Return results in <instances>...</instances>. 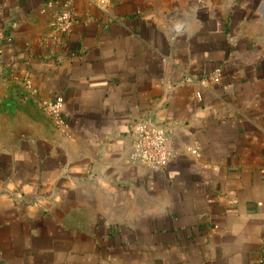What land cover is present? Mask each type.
<instances>
[{
  "label": "crops",
  "instance_id": "0c3cea01",
  "mask_svg": "<svg viewBox=\"0 0 264 264\" xmlns=\"http://www.w3.org/2000/svg\"><path fill=\"white\" fill-rule=\"evenodd\" d=\"M64 1L0 0V264H264V0H71L62 35Z\"/></svg>",
  "mask_w": 264,
  "mask_h": 264
},
{
  "label": "built area",
  "instance_id": "2783aa9c",
  "mask_svg": "<svg viewBox=\"0 0 264 264\" xmlns=\"http://www.w3.org/2000/svg\"><path fill=\"white\" fill-rule=\"evenodd\" d=\"M49 27L58 34L67 35L75 26L76 18L73 9V2L66 0L57 4L48 15ZM221 71L215 68L210 81L218 83ZM206 84L205 80L200 82ZM26 88L30 87L28 80L23 81ZM195 97L200 100L201 93L197 91ZM63 100L61 97H54L51 100L40 101L39 107L48 117H50L56 126H63L61 120ZM132 157L135 160L145 164L149 168H163L169 161V152L166 147L165 132L159 126H155L149 121H139L136 125L134 142L132 145Z\"/></svg>",
  "mask_w": 264,
  "mask_h": 264
}]
</instances>
